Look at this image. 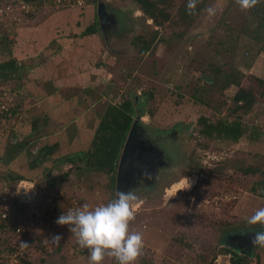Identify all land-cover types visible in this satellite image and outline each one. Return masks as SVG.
Returning <instances> with one entry per match:
<instances>
[{"label": "rangeland", "instance_id": "374dc122", "mask_svg": "<svg viewBox=\"0 0 264 264\" xmlns=\"http://www.w3.org/2000/svg\"><path fill=\"white\" fill-rule=\"evenodd\" d=\"M156 1L168 21L156 23L133 0L68 7L0 0V63L15 59L23 67L17 79L0 78V166L9 167V157L1 161L8 149L22 151L17 156L26 158L24 169L35 165L31 172L0 168V210L9 207L8 199L10 226L22 229H8L7 242L0 240V264H19L12 259L16 253L26 260L22 264H90L69 226L55 221L69 209L115 197L117 172L87 169L85 154L107 107L136 97V115L150 135L175 130L176 136L157 146L174 163L156 181L132 189L139 199L130 227L145 241L135 264H230L222 232L258 226L246 218L264 207V0L248 10L237 0H199L194 13L187 0ZM99 4L117 24L82 36L99 22ZM209 6L217 8L215 16L204 11ZM240 87L255 95L248 112L234 102ZM72 99L70 108L81 112L80 104L91 114L69 115L73 120L54 134L40 132L41 121L62 114L57 106ZM202 117L212 123L241 118L251 129L236 143L211 139L201 135ZM83 119L86 128L78 123ZM46 147H53L51 154ZM67 154L74 164L59 161ZM9 174L37 187L36 199L24 208L13 202L21 181L5 179ZM60 176L67 177L49 187L47 180ZM56 233L63 237L59 246L49 240ZM250 254V264H264V247ZM103 264L117 261L106 256Z\"/></svg>", "mask_w": 264, "mask_h": 264}, {"label": "trees", "instance_id": "16d2710c", "mask_svg": "<svg viewBox=\"0 0 264 264\" xmlns=\"http://www.w3.org/2000/svg\"><path fill=\"white\" fill-rule=\"evenodd\" d=\"M28 2L30 0H27ZM136 3H138L144 13L148 15L150 18H152L156 23H158V19H162L164 21H168L170 16L166 13V10L163 8H159V2L156 0H133ZM255 15L261 16L257 11L254 12ZM262 18V17H260ZM264 21V17L262 18ZM159 24V23H158ZM99 25L100 22L95 21V23H92L88 26V28L83 32L82 36H93L97 35L99 32ZM262 30L261 32H264V23L261 25ZM145 51V50H144ZM23 67L19 66L15 59L7 60L5 62L0 63V78L3 81H9L19 78L20 72H22ZM262 81V80H261ZM230 83H237V82H230ZM37 86H35L36 88ZM41 89L39 88L38 91ZM88 99H92V97H88ZM73 99L70 103L63 105L59 104L57 108L59 109V113H62L60 115H48L45 120H42L40 124L41 131H45V134L49 135L54 134L59 131V128L63 126V123L65 121L64 127L70 123L73 118H69L68 116H72L74 118L81 116V118L86 117V115H90L91 113H85L84 109L80 104H77L76 99V105L80 110H75L74 108H70V105L73 103ZM234 102L237 109H241L245 112H248L252 109V107L255 104V95L252 89H247L244 87H240V89L237 91V93L234 96ZM50 107L49 105H47ZM135 115L134 111V105L133 102L129 99H126L123 101V103H120L119 105H109L105 111V113L100 118V122H98V127L96 129V133L93 137V140L90 145V149L85 154L87 159L86 168L93 171H102L106 173H116L118 163L120 160V156L127 138V135L129 133L131 124L133 122V117ZM83 127L86 128L88 126L87 122H84V119L81 122ZM77 123V124H78ZM200 125L202 126L201 129V135L205 136L207 138L211 139H221L231 142H238L240 139L245 138L247 136V133L251 129L250 126L242 121L240 118H236L235 120H228V119H222L219 120L216 123L209 122L208 118L202 117L199 120ZM67 124V125H66ZM49 128V132H47L46 128ZM16 149V146L13 147ZM53 148V147H52ZM50 147H46L45 149L49 150L48 154H51L53 149ZM22 151L17 150L14 152V150H7L3 152L4 159H1V161H6L8 159V165L7 166H0L1 169L9 168V171L16 168H23L26 172L33 170V166H35L33 163H30L27 167L24 169V164L27 165L26 158L18 157L17 154ZM82 152H80L78 155L82 156ZM75 157L73 155L68 154L62 158L59 161L67 162L74 164L75 163ZM6 164V163H5ZM21 165V166H20ZM38 168V166L36 167ZM18 171V170H17ZM31 172V171H30ZM13 178V181H21L24 179V176L19 174L15 177H13L12 174H9L8 176H5L4 178ZM67 176H60L59 178L47 180L49 181L48 185L49 187H54L57 184H62ZM264 195V190H263ZM15 206L19 207H26L25 204H20L18 200L14 201ZM12 223L6 222V220H0V240L3 242H7L8 237L6 236L7 230L11 229L12 231L16 232L17 227L10 226ZM5 247V246H4ZM11 253L14 254V247L10 248L9 250ZM226 254L231 255L230 263L231 264H250L251 254L243 255L240 254L239 251L231 250L230 248H227ZM86 254H88V250H83ZM9 254V253H8ZM23 257L19 255L18 260L19 264H22L23 262L26 263ZM4 264V263H2Z\"/></svg>", "mask_w": 264, "mask_h": 264}, {"label": "clouds", "instance_id": "9594fccd", "mask_svg": "<svg viewBox=\"0 0 264 264\" xmlns=\"http://www.w3.org/2000/svg\"><path fill=\"white\" fill-rule=\"evenodd\" d=\"M199 0H187V9L194 13ZM259 0H237L242 10H248L257 5ZM204 11L208 16H215L217 8L207 7ZM146 180L153 176L145 174ZM138 196L133 190L118 191L110 201L91 207L84 203L80 207L62 212L56 219L59 225L69 226V231L76 237L80 248H86L90 264H103L106 256L114 257L117 264H135L144 248V234L134 231L130 222L135 219ZM247 225L264 226V207L256 209L254 214L246 218ZM62 235L53 234L49 240L59 246ZM23 247L28 244L21 242ZM254 246L264 247V230L254 231L252 237Z\"/></svg>", "mask_w": 264, "mask_h": 264}, {"label": "flooded vegetation", "instance_id": "af4514ba", "mask_svg": "<svg viewBox=\"0 0 264 264\" xmlns=\"http://www.w3.org/2000/svg\"><path fill=\"white\" fill-rule=\"evenodd\" d=\"M113 16L114 15H112L110 17V20L107 21L108 24L107 26L106 25L104 26V29L109 28V25L113 23L116 24L115 18ZM138 101H139L138 97H136L134 101H132L134 105V111H135L133 121L135 119V116H138L136 115V108H135V105L136 103H138ZM167 134H173V138L171 137L168 140V142H172L173 140H175V136H176L175 130H173L172 133H167ZM156 135H159V134L150 135L148 131L146 130V133L140 137L143 146H145V151L143 154L146 160L145 159L143 160L141 164L142 166L140 168V172L139 173L136 172L134 174L135 181L137 183H142V182L151 183V182H154V180L156 181L157 179L155 175H152L153 176L152 180H146L144 178L145 174L147 173L151 175L152 173L151 170H154L155 172H160V170L163 169V172H164L175 161V159H170L169 161L165 160L164 152L158 150V147H157L158 143L151 142V139ZM177 159H176V162H177ZM147 165H151V167H147ZM192 169L197 170V168H192ZM261 230H264V226L258 225V226H251V227H243L240 229L236 228L234 230L222 232V235L220 237L222 240V244L226 245L227 248H230L231 250H234V251L237 250L239 251L240 254L248 255L252 252L253 248L258 247L252 244V237L254 236V231H261Z\"/></svg>", "mask_w": 264, "mask_h": 264}, {"label": "water", "instance_id": "95a60500", "mask_svg": "<svg viewBox=\"0 0 264 264\" xmlns=\"http://www.w3.org/2000/svg\"><path fill=\"white\" fill-rule=\"evenodd\" d=\"M112 15L113 13L108 12L102 4H99L98 16L102 29H104L105 25L107 26V21L110 20V17ZM111 26L112 25H109V29ZM141 121L142 117L136 116L127 135L117 167L116 193L118 191L126 192L132 190L133 188H136L137 184H139L135 181L134 174L136 172H140V168L142 166L141 164L144 159L146 160L143 154L145 151V146H143L140 139V137L146 133V129L143 127ZM171 137L173 138V134H167L162 136L156 135L151 139V142L163 144L167 143ZM147 167H151V165H147ZM151 172V175H155L157 179L159 172H155L154 170H151Z\"/></svg>", "mask_w": 264, "mask_h": 264}, {"label": "built area", "instance_id": "2783aa9c", "mask_svg": "<svg viewBox=\"0 0 264 264\" xmlns=\"http://www.w3.org/2000/svg\"><path fill=\"white\" fill-rule=\"evenodd\" d=\"M50 2H52L53 4L57 5V7H68V6H72V5H76V6H82L85 3V0H48ZM22 182H26L27 184H31L29 187H25ZM18 196L16 197L15 200H18L20 202V204H25L28 205L29 203H31L32 201H34L36 199V196L38 194V190L36 185L34 184V182H29L28 180L24 181L21 180V182L19 183V190L17 191ZM5 205H9L6 206L4 209L2 208L0 210V218L2 220H6V222H10V223H14V217H13V204L11 202H9L8 199H5ZM14 202V201H13ZM22 229L21 228H17L15 233H21ZM7 234V233H6ZM18 257L19 254L16 253L14 254L13 262L15 261V263H17L18 261ZM231 264V263H230Z\"/></svg>", "mask_w": 264, "mask_h": 264}]
</instances>
